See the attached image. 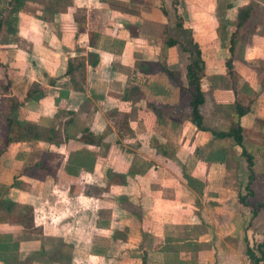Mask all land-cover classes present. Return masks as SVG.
I'll list each match as a JSON object with an SVG mask.
<instances>
[{"label": "crops", "instance_id": "1", "mask_svg": "<svg viewBox=\"0 0 264 264\" xmlns=\"http://www.w3.org/2000/svg\"><path fill=\"white\" fill-rule=\"evenodd\" d=\"M245 6L254 15L235 30ZM194 42L204 123L225 129L236 102L249 107L264 201V0H0V264H251L264 217L239 202L242 148L163 111L190 101ZM26 126L37 139L18 137ZM85 129L102 138L81 142ZM215 150L224 161H207Z\"/></svg>", "mask_w": 264, "mask_h": 264}, {"label": "trees", "instance_id": "2", "mask_svg": "<svg viewBox=\"0 0 264 264\" xmlns=\"http://www.w3.org/2000/svg\"><path fill=\"white\" fill-rule=\"evenodd\" d=\"M178 0H173V3L177 4ZM253 7L252 6H245L239 8L238 11V16L236 21L234 22L235 30L239 29L242 27L248 19L254 15L253 12ZM177 26L180 29L182 28V23L179 21L177 23ZM178 41L169 38L167 40V44L173 45L176 44ZM235 41L233 37L231 36V45L229 47V50L231 53L234 51V44ZM192 46L194 47V51L191 54L190 57V62L186 67V78H187V89L190 93V101L186 105H181V104H173L171 106H166L164 107L163 111L166 109L171 110V115L172 117L178 116L179 118H185L191 121L199 130L209 132L215 139H228L232 142L231 145H239L242 148L241 155L245 157L246 162H247V169L249 171L248 175V180L243 186V193L240 191L238 193V198L239 202L242 203L244 206H248L251 208V212L253 216H256L263 208H264V201H261L257 199L255 196V193L253 191L252 183L254 181V155L249 152L246 147L244 146V136H243V130L240 124V118L243 116L245 113L249 111L248 106H244L240 104L239 102L235 103V116L236 118L233 121H230L228 126L225 129H217L214 127H210L204 123V116L200 110L201 105L205 102V95L204 92L201 89V79L205 75V65L204 61L202 60L200 56V51L198 48L197 43L194 42L192 43ZM227 69L231 71L232 64L231 60L226 61ZM164 70L170 74L169 70L165 67H163ZM70 71V64H69V69ZM3 90L5 91H10V81L9 79L7 80V83L1 84ZM30 92L28 96H30ZM11 100V111H13L17 105H23L24 100H17L14 98H10ZM167 111V110H166ZM6 121H7V127H8V135H7V142L11 141L13 139L12 134L10 135L12 131V126L14 120L10 118L9 115L6 116ZM72 123V120H69L67 122V125H70ZM19 131H21L19 128H16ZM34 136L33 139H37L38 136L36 134L32 135L31 130L26 126L25 128L22 129V131L18 134L19 138H23L25 136ZM102 136H94L92 133L89 132V130L85 129L83 131V134L81 136V142L83 143H92L94 141L99 142ZM157 149L161 152H164L163 145L154 142ZM4 148H0V154L3 152ZM211 156L210 158H206L207 161H210L211 159H214V161H224L225 160V152L223 153L222 151H211L210 152ZM46 156H49L48 153L41 155L40 158H44ZM214 157V158H212ZM88 159V158H87ZM94 164V159L90 158V163L88 162H80V166H89L93 167ZM35 166H42V161L39 160L38 162L35 163ZM58 175H55V179L58 182ZM188 179H192L191 177H188ZM193 181V180H192ZM197 247V246H196ZM246 255L250 259L251 264H263L264 263V234L263 238L261 241L255 243L253 246H249L247 244L246 246Z\"/></svg>", "mask_w": 264, "mask_h": 264}, {"label": "rangeland", "instance_id": "3", "mask_svg": "<svg viewBox=\"0 0 264 264\" xmlns=\"http://www.w3.org/2000/svg\"><path fill=\"white\" fill-rule=\"evenodd\" d=\"M178 35V34H177ZM180 35V34H179ZM184 39H185V35L182 36ZM205 102L204 104L201 106L200 110L202 111H205V110H209L210 108V102H212L211 99H209L208 97V94L205 95ZM236 118V116H234ZM222 127H225V124L222 126ZM213 149V143H212V146H211V150ZM230 154L232 155L231 158H235L236 156V152L230 147ZM198 151H196L197 153ZM205 153V152H204ZM241 156V155H240ZM241 158H244L241 156ZM188 182L190 183V185H194L196 184L197 182H193L192 179H188ZM193 182V183H192ZM242 183L240 184V187H242ZM261 217H264V208L261 210V214H260ZM82 223V224H81ZM84 223H86V219H83V221H80L79 224L81 225L80 226V229L81 227H83L82 229H84L86 231L87 227L84 226ZM81 249H83V251H85V247L84 246H81ZM95 259H92V258H82V259H76L75 260V264H93ZM97 262V261H95ZM71 264V263H70Z\"/></svg>", "mask_w": 264, "mask_h": 264}, {"label": "built area", "instance_id": "4", "mask_svg": "<svg viewBox=\"0 0 264 264\" xmlns=\"http://www.w3.org/2000/svg\"><path fill=\"white\" fill-rule=\"evenodd\" d=\"M264 264V263H263Z\"/></svg>", "mask_w": 264, "mask_h": 264}]
</instances>
